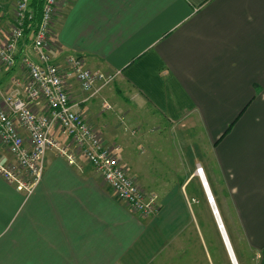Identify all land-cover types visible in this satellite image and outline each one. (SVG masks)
I'll list each match as a JSON object with an SVG mask.
<instances>
[{
	"label": "crops",
	"instance_id": "1",
	"mask_svg": "<svg viewBox=\"0 0 264 264\" xmlns=\"http://www.w3.org/2000/svg\"><path fill=\"white\" fill-rule=\"evenodd\" d=\"M17 1L0 0L2 33ZM55 30L58 64L71 55L92 70L122 71L88 101L70 79L71 99L107 145L119 146L122 165L158 197L159 210L136 213L82 155L70 164L49 148L32 193L0 174V264H150L172 238L175 255L192 251L202 200L224 256L211 264H230L199 164L252 264H264V0H65ZM31 51L21 43L18 64ZM22 81L19 65L0 74L5 93L24 97ZM53 135L69 145L59 127ZM0 154L15 161L1 141Z\"/></svg>",
	"mask_w": 264,
	"mask_h": 264
},
{
	"label": "built area",
	"instance_id": "2",
	"mask_svg": "<svg viewBox=\"0 0 264 264\" xmlns=\"http://www.w3.org/2000/svg\"><path fill=\"white\" fill-rule=\"evenodd\" d=\"M62 1L65 0H45L42 19L31 42L32 51L25 53L19 64L16 55L24 38L23 27L33 15L31 0H18L10 29L2 33L0 27V74L6 68L19 65L25 92L24 97L5 93L0 83V141L15 160L7 164L0 154V174L29 194L42 178L49 148H56L70 164H75L80 154L133 211L142 216L152 215L159 210L157 197L148 196L130 177L120 161L119 146L107 145L99 129L84 117L79 103L71 99L70 79L75 78L84 92L83 101H88L115 82L120 71L89 69L78 56H67L64 66L53 60L54 52L59 51L55 22ZM40 104L45 108L38 112L35 107ZM110 107L111 104H106L104 108ZM20 126L28 131L29 140L23 138ZM56 127L70 138L69 145L59 144L53 135ZM195 172L201 178L218 228L225 232L204 167L197 165Z\"/></svg>",
	"mask_w": 264,
	"mask_h": 264
},
{
	"label": "rangeland",
	"instance_id": "3",
	"mask_svg": "<svg viewBox=\"0 0 264 264\" xmlns=\"http://www.w3.org/2000/svg\"><path fill=\"white\" fill-rule=\"evenodd\" d=\"M62 3H64V1H62ZM62 3L60 5V8L62 7ZM117 71H120V73H118V77H121L123 74L122 71L116 70V72ZM111 73H114V72H111ZM106 104L109 105L110 103L105 102V105ZM111 109L112 107L108 108V110H111ZM102 138H104L103 135H102ZM201 141L203 142V139H201ZM200 146H202L200 151L202 153L206 152L204 151L203 149L204 146L201 143H200ZM164 173L167 175L168 180H172L173 174L171 173L170 169L168 171H164ZM200 181H201V178H200ZM195 183L196 182L194 181L193 185H195ZM166 188H168V190L171 191V189H174V186H167ZM218 201L219 200L216 198V202L219 207L220 214L222 218L224 217L225 219L224 221L226 223V230H227L226 232L228 234L232 248L235 252L238 263L239 264H252L250 253L248 252L246 245L243 243V241L240 240V236L237 234V229L236 231L233 229L234 224L232 223V221L229 220L230 221V224H229L227 218H225L226 214L224 213ZM198 206L200 207V209L202 208L204 212V219L202 221L199 220L201 224V228H202V233L199 234L200 242L197 239L196 244L194 245L195 248H193L192 251L189 250L185 252L181 249V252L176 253L175 255L174 254L175 253L174 243H173L174 241L172 238L170 239V241H167L164 244V246L162 247V249L159 251L157 255H154V258L152 259V262L150 264H211L210 260H213L216 263L219 259L221 263H224L222 245L220 243L218 230H217V227L215 226L214 220L212 218L213 216L210 212V209L208 208V206L205 204L203 200L198 204ZM220 236L224 244V247H226L225 249L227 252V257H229L230 264H234V261H233L234 259L232 258V254L229 250V247H228L227 241L225 240L222 229H220Z\"/></svg>",
	"mask_w": 264,
	"mask_h": 264
},
{
	"label": "trees",
	"instance_id": "4",
	"mask_svg": "<svg viewBox=\"0 0 264 264\" xmlns=\"http://www.w3.org/2000/svg\"><path fill=\"white\" fill-rule=\"evenodd\" d=\"M44 2L45 0H31L30 8L33 12V15L31 19L26 20L24 24V27H23L24 38H23L22 43L32 42V39L42 19Z\"/></svg>",
	"mask_w": 264,
	"mask_h": 264
},
{
	"label": "bare ground",
	"instance_id": "5",
	"mask_svg": "<svg viewBox=\"0 0 264 264\" xmlns=\"http://www.w3.org/2000/svg\"><path fill=\"white\" fill-rule=\"evenodd\" d=\"M211 189V188H210ZM214 195V194H213ZM215 197V196H214ZM218 207V206H217ZM219 209V208H218ZM220 212V211H219ZM221 215V214H220ZM225 232H226V230H225ZM224 231H223V233H224V237H225V240L227 241V244H228V247H229V250H230V252H231V254H232V251H233V249L231 250L230 249V246H231V248H232V245H231V243H230V241H229V238H228V235H227V232L225 233ZM233 254H234V252H233ZM233 254H232V258L234 259L233 261H234V264H238V262H237V259H236V257H235V254H234V256H233Z\"/></svg>",
	"mask_w": 264,
	"mask_h": 264
},
{
	"label": "water",
	"instance_id": "6",
	"mask_svg": "<svg viewBox=\"0 0 264 264\" xmlns=\"http://www.w3.org/2000/svg\"><path fill=\"white\" fill-rule=\"evenodd\" d=\"M230 248H231V246H230ZM232 249V248H231ZM233 254V253H232ZM233 256H234V254H233Z\"/></svg>",
	"mask_w": 264,
	"mask_h": 264
}]
</instances>
